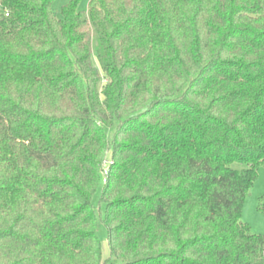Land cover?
<instances>
[{"label":"trees","instance_id":"1","mask_svg":"<svg viewBox=\"0 0 264 264\" xmlns=\"http://www.w3.org/2000/svg\"><path fill=\"white\" fill-rule=\"evenodd\" d=\"M81 1L0 0V264H264V0Z\"/></svg>","mask_w":264,"mask_h":264},{"label":"rangeland","instance_id":"2","mask_svg":"<svg viewBox=\"0 0 264 264\" xmlns=\"http://www.w3.org/2000/svg\"><path fill=\"white\" fill-rule=\"evenodd\" d=\"M69 0H53L52 10L56 16H60V10L63 5H65ZM87 0H82L79 4L80 9L86 8ZM107 163H110L107 162ZM99 194L97 193L93 199V205L97 204ZM264 200V169L261 168L258 171V177L255 181L253 187L250 189L249 194L246 196L242 209H241V219L247 223L250 227L251 232L255 234L264 235V212L258 209L259 199ZM97 236L101 243V251L104 256L108 255V247L106 242V230L98 223L97 226Z\"/></svg>","mask_w":264,"mask_h":264}]
</instances>
